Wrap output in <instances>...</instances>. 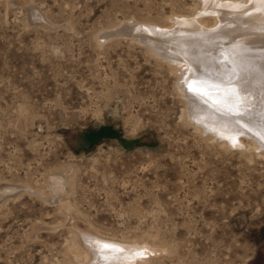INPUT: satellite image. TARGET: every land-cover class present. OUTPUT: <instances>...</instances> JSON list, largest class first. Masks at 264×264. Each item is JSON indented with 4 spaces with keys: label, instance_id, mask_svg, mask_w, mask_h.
Listing matches in <instances>:
<instances>
[{
    "label": "rangeland",
    "instance_id": "1",
    "mask_svg": "<svg viewBox=\"0 0 264 264\" xmlns=\"http://www.w3.org/2000/svg\"><path fill=\"white\" fill-rule=\"evenodd\" d=\"M212 5L0 0V264H98L90 238L147 249L107 264H264V145L194 119L174 35L134 30Z\"/></svg>",
    "mask_w": 264,
    "mask_h": 264
},
{
    "label": "bare ground",
    "instance_id": "2",
    "mask_svg": "<svg viewBox=\"0 0 264 264\" xmlns=\"http://www.w3.org/2000/svg\"><path fill=\"white\" fill-rule=\"evenodd\" d=\"M207 1H213V5L204 6V11L199 10L192 18L181 19L179 29L134 26V30L151 33L148 38L157 45V39H162L165 34L174 35L157 49L174 69L183 74L178 87L185 88L195 106L194 119L205 121L207 126L212 119V123L218 120V131L231 141L247 132L264 145V0ZM204 15H210L213 23L204 24ZM178 43L182 48L170 46ZM215 85L236 89L240 97L236 108L241 115L228 110L223 94ZM192 88L200 91L193 92ZM59 184L62 186V180ZM61 186L58 189H62ZM89 243L94 248L98 264L135 260L147 252L146 248L136 246L131 254H119L113 251V248L120 250L119 246L107 244L105 248V244L95 238H90Z\"/></svg>",
    "mask_w": 264,
    "mask_h": 264
},
{
    "label": "snow or ice",
    "instance_id": "3",
    "mask_svg": "<svg viewBox=\"0 0 264 264\" xmlns=\"http://www.w3.org/2000/svg\"><path fill=\"white\" fill-rule=\"evenodd\" d=\"M214 87L219 93L223 94L224 103H225V106L228 108V110L234 115H241V113H239L236 108V104L240 99L239 94L237 93L236 89L230 88V87H221L220 85H215ZM191 91L199 92L200 89L192 88ZM103 247L107 248L108 245L105 244L103 245Z\"/></svg>",
    "mask_w": 264,
    "mask_h": 264
}]
</instances>
